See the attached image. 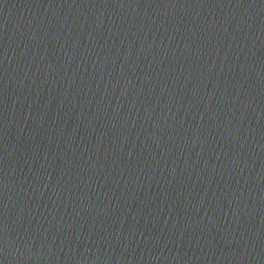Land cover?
<instances>
[{"label": "water", "instance_id": "1", "mask_svg": "<svg viewBox=\"0 0 264 264\" xmlns=\"http://www.w3.org/2000/svg\"><path fill=\"white\" fill-rule=\"evenodd\" d=\"M0 264H264V0H0Z\"/></svg>", "mask_w": 264, "mask_h": 264}]
</instances>
